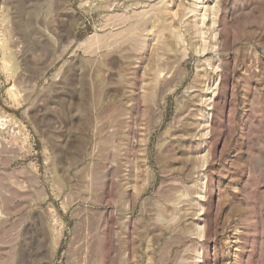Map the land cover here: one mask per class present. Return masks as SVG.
Returning <instances> with one entry per match:
<instances>
[{
  "label": "rangeland",
  "instance_id": "rangeland-1",
  "mask_svg": "<svg viewBox=\"0 0 264 264\" xmlns=\"http://www.w3.org/2000/svg\"><path fill=\"white\" fill-rule=\"evenodd\" d=\"M0 264H264V0H0Z\"/></svg>",
  "mask_w": 264,
  "mask_h": 264
}]
</instances>
